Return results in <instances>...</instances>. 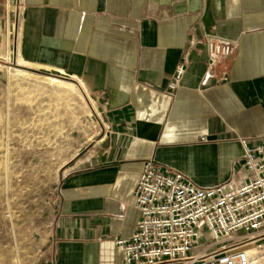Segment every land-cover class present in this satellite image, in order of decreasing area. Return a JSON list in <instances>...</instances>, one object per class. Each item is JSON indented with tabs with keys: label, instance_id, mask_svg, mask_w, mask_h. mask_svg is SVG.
Wrapping results in <instances>:
<instances>
[{
	"label": "crops",
	"instance_id": "crops-1",
	"mask_svg": "<svg viewBox=\"0 0 264 264\" xmlns=\"http://www.w3.org/2000/svg\"><path fill=\"white\" fill-rule=\"evenodd\" d=\"M6 8L9 53L79 82L97 123L65 165L31 264H122L115 238L140 219L134 190L149 160L202 186L243 179L245 143L264 144V0H6ZM211 36L232 45L221 65L209 64ZM181 62V85L170 88Z\"/></svg>",
	"mask_w": 264,
	"mask_h": 264
},
{
	"label": "rangeland",
	"instance_id": "rangeland-1",
	"mask_svg": "<svg viewBox=\"0 0 264 264\" xmlns=\"http://www.w3.org/2000/svg\"><path fill=\"white\" fill-rule=\"evenodd\" d=\"M8 22L6 0H0V264H31L37 228L47 219L61 175L84 145V131L97 123L79 82L9 53ZM9 66L35 74L14 75ZM43 75L72 80L77 87L62 89ZM251 246L256 263L264 246Z\"/></svg>",
	"mask_w": 264,
	"mask_h": 264
},
{
	"label": "built area",
	"instance_id": "built-area-1",
	"mask_svg": "<svg viewBox=\"0 0 264 264\" xmlns=\"http://www.w3.org/2000/svg\"><path fill=\"white\" fill-rule=\"evenodd\" d=\"M208 48L210 66L232 51L214 36ZM186 70L181 62L170 88ZM242 170L239 183L202 186L176 167L147 161L134 190L140 219L131 235L115 238L122 264H253L251 244L264 246V144L245 143Z\"/></svg>",
	"mask_w": 264,
	"mask_h": 264
},
{
	"label": "bare ground",
	"instance_id": "bare-ground-1",
	"mask_svg": "<svg viewBox=\"0 0 264 264\" xmlns=\"http://www.w3.org/2000/svg\"><path fill=\"white\" fill-rule=\"evenodd\" d=\"M19 61L21 62H25V63H29L28 60L24 59L23 57H19ZM9 72H11L14 75H24V76H31L33 74H35V72L27 70L25 68H21V67H12L9 66L8 67ZM44 79H46L48 82L62 88V89H76V83L72 80H68L56 75H43ZM252 253L255 252V249H252L251 251ZM257 262L253 264H263L264 263V255L263 254H259L257 255ZM1 262L4 263V260H2Z\"/></svg>",
	"mask_w": 264,
	"mask_h": 264
}]
</instances>
